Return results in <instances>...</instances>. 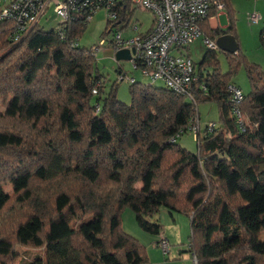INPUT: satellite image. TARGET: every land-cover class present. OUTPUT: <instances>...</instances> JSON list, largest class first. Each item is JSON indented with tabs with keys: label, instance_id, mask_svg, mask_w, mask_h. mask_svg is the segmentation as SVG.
<instances>
[{
	"label": "trees",
	"instance_id": "16d2710c",
	"mask_svg": "<svg viewBox=\"0 0 264 264\" xmlns=\"http://www.w3.org/2000/svg\"><path fill=\"white\" fill-rule=\"evenodd\" d=\"M221 1L230 8L231 0ZM4 6L0 264L17 263L22 247L44 250L27 264H149L145 247L123 230L122 211L130 208L143 231L160 236L163 225L156 216L163 206L189 213L188 253L197 264H264L261 65H245L252 89L243 91L237 106L242 122L228 92L240 57L226 54L224 74L219 50L207 48L201 63L195 62L197 80L189 94L136 79L128 82L126 104L116 89L127 80L126 61L114 57L118 74L109 86L95 47L78 41L94 13L88 20L82 12L71 13L52 30L37 23L17 32L15 20L2 18ZM119 8L118 19L107 18L102 38L113 52L114 34L138 22L132 23L138 8L132 0ZM229 23L204 34L212 40L231 34L238 41ZM260 34L264 44V30ZM203 103L217 105L220 124L202 129L200 119L194 133L192 121ZM188 131L195 135V153L178 143Z\"/></svg>",
	"mask_w": 264,
	"mask_h": 264
},
{
	"label": "built area",
	"instance_id": "2783aa9c",
	"mask_svg": "<svg viewBox=\"0 0 264 264\" xmlns=\"http://www.w3.org/2000/svg\"><path fill=\"white\" fill-rule=\"evenodd\" d=\"M120 2L124 0H0V5L5 3L2 18H10L17 23V32H23L29 27L39 23L47 13L50 6H54L53 17L56 20H68L71 13L82 12L84 16L90 13L96 14L105 9L107 18L115 21L119 18ZM133 4L140 9L152 13L154 21L152 27L146 33H138L139 26L133 24L127 27L136 34L125 37L124 31H117L112 39L115 53L128 50L131 53L133 72H141L142 76L149 79L152 84L163 83L179 93H190L192 85L196 82L195 61L190 55L192 44L202 38L205 48L217 51V42L205 36L203 24L213 13L218 16L222 14L225 5L221 0H132ZM92 18L86 16V20ZM1 18V19H2ZM93 19V18H92ZM92 19H90L92 21ZM250 22L259 23L261 16L257 13L250 15ZM126 30V31H127ZM102 40L99 52L104 47ZM127 82L135 83L134 76H128ZM228 92L235 102V112L241 121L238 104L244 98L243 90L236 84H230ZM188 93V94H189ZM200 116L192 121V131L195 133L200 129ZM216 127L215 123L209 124V129ZM159 247L164 254L171 251L169 240L160 234ZM194 264H197L194 259Z\"/></svg>",
	"mask_w": 264,
	"mask_h": 264
},
{
	"label": "rangeland",
	"instance_id": "374dc122",
	"mask_svg": "<svg viewBox=\"0 0 264 264\" xmlns=\"http://www.w3.org/2000/svg\"><path fill=\"white\" fill-rule=\"evenodd\" d=\"M226 6V5H225ZM134 7V6H132ZM257 13L261 16V21L259 23L250 22V15ZM54 6H50L47 13L42 20L39 22L40 26L45 30H52L56 27L58 21L53 17ZM107 12L105 9L99 10L89 26L85 28L82 38L79 41L80 46L84 48L99 47V44L103 38V33L107 24ZM132 23H136L139 26L138 33H146L150 30L153 24L154 18L152 13L144 9L137 8L135 13H133ZM222 16L218 17L220 25L223 28L229 26V22L236 27L239 50L237 54L240 57L241 67L236 74L231 77V80L235 84L239 85L245 93L251 91V84L247 75L246 63L250 64H262L264 70V44L261 40V34L264 30V0H231L230 8L222 10ZM135 24V23H134ZM135 32L131 30H125V37H130L135 35ZM231 35V34H228ZM233 36V35H232ZM112 37V36H111ZM108 36L107 39L111 38ZM191 55L193 61L196 63H201V60L206 53V48L202 38L197 39L191 46ZM112 48L101 47L99 52H97L96 59L99 72L104 75L110 82L109 86L114 83L117 79L116 75L119 68L118 62L114 59L115 52ZM221 72L226 74L229 71L228 56L219 50L217 52ZM128 76H134L139 82L148 84L149 79L141 75V72L132 73V65L129 61L122 63ZM154 85L162 86V83L157 82ZM130 85L128 82L121 83L117 89V97L119 101L123 103L130 104L131 94ZM217 105L214 103H203L199 105V114L201 118V127L205 128L206 124L210 122H215L217 125L220 124L219 111L217 110ZM0 110L4 111L5 106L0 100ZM178 143L189 151L197 152V142L195 135L191 131L181 135ZM140 186V184L138 185ZM6 190L8 192L12 191L11 186H7ZM122 227L123 230L132 236H135L139 242L145 247L146 256L148 258L149 264H194L193 257L188 253L189 245L191 243V218L188 212L170 210L169 208L163 206L159 209V213L156 219L159 220L163 225V235L169 240L171 251L168 254H164L162 248L157 245L160 240V236H154L150 233L143 231L137 224L136 216L130 208H126L122 211ZM44 250L33 249L22 247L20 249V260L15 264H27L31 262L36 256H44ZM181 252V253H180Z\"/></svg>",
	"mask_w": 264,
	"mask_h": 264
},
{
	"label": "water",
	"instance_id": "95a60500",
	"mask_svg": "<svg viewBox=\"0 0 264 264\" xmlns=\"http://www.w3.org/2000/svg\"><path fill=\"white\" fill-rule=\"evenodd\" d=\"M218 48L224 52L225 54H236L239 50V43L237 42L236 38L232 35L223 34L219 36L216 40ZM117 61H129L131 60V53L130 51L121 50L117 51L116 54Z\"/></svg>",
	"mask_w": 264,
	"mask_h": 264
},
{
	"label": "crops",
	"instance_id": "0c3cea01",
	"mask_svg": "<svg viewBox=\"0 0 264 264\" xmlns=\"http://www.w3.org/2000/svg\"><path fill=\"white\" fill-rule=\"evenodd\" d=\"M224 14H221L220 16H222ZM217 15V13H213L210 18L204 23V32L208 35L211 34V32L216 31L217 29H222L225 30L226 28H223L220 23H218L219 21L217 20L218 17H220ZM237 40V39H236ZM238 42V41H237ZM192 48V47H191ZM190 55H191V49H190ZM192 56V55H191ZM193 58V57H192ZM259 64V63H258ZM263 67L262 64H259ZM166 237V236H165ZM181 253V252H180ZM194 261V259H193Z\"/></svg>",
	"mask_w": 264,
	"mask_h": 264
}]
</instances>
